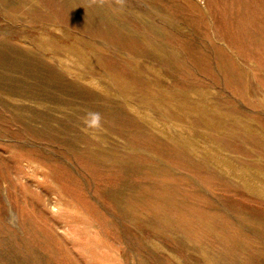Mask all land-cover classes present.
<instances>
[{"label":"rangeland","instance_id":"rangeland-1","mask_svg":"<svg viewBox=\"0 0 264 264\" xmlns=\"http://www.w3.org/2000/svg\"><path fill=\"white\" fill-rule=\"evenodd\" d=\"M0 264H264V0H0Z\"/></svg>","mask_w":264,"mask_h":264},{"label":"clouds","instance_id":"clouds-1","mask_svg":"<svg viewBox=\"0 0 264 264\" xmlns=\"http://www.w3.org/2000/svg\"><path fill=\"white\" fill-rule=\"evenodd\" d=\"M90 115L92 117L90 123L92 125H98L99 124V121H100V115H99V113H91Z\"/></svg>","mask_w":264,"mask_h":264}]
</instances>
